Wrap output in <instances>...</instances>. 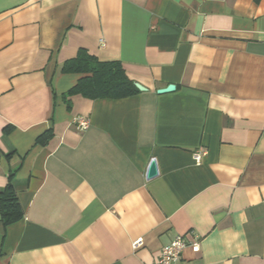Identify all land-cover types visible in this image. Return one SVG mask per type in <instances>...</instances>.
<instances>
[{
	"label": "crops",
	"instance_id": "crops-1",
	"mask_svg": "<svg viewBox=\"0 0 264 264\" xmlns=\"http://www.w3.org/2000/svg\"><path fill=\"white\" fill-rule=\"evenodd\" d=\"M81 52L145 90L67 94ZM11 172L0 264H152L176 235L177 264H264V0H0Z\"/></svg>",
	"mask_w": 264,
	"mask_h": 264
},
{
	"label": "trees",
	"instance_id": "trees-1",
	"mask_svg": "<svg viewBox=\"0 0 264 264\" xmlns=\"http://www.w3.org/2000/svg\"><path fill=\"white\" fill-rule=\"evenodd\" d=\"M64 72L84 74L67 94L81 93L89 98H121L130 96L138 90L125 74L119 62H100L85 53L65 63ZM8 130V127L6 128ZM40 138L37 139L39 141ZM13 172L9 173L7 183L0 191V222L4 228L19 222L23 211L13 187Z\"/></svg>",
	"mask_w": 264,
	"mask_h": 264
},
{
	"label": "built area",
	"instance_id": "built-area-1",
	"mask_svg": "<svg viewBox=\"0 0 264 264\" xmlns=\"http://www.w3.org/2000/svg\"><path fill=\"white\" fill-rule=\"evenodd\" d=\"M79 131H83L88 127L87 120L76 117L73 121ZM206 155V150L198 149L192 154V158L196 166L201 163L202 158ZM136 246V245H135ZM188 247L193 253L199 251V242L197 238L193 240H185L182 235H176L172 241L163 246L152 264H177L181 258L184 249Z\"/></svg>",
	"mask_w": 264,
	"mask_h": 264
},
{
	"label": "water",
	"instance_id": "water-1",
	"mask_svg": "<svg viewBox=\"0 0 264 264\" xmlns=\"http://www.w3.org/2000/svg\"><path fill=\"white\" fill-rule=\"evenodd\" d=\"M134 86L137 90L139 91H144L145 89H143V87L141 85H139L138 83H134ZM174 86L173 85H169L167 86V88L165 89H161V90H158L157 92L158 93H166V92H171L174 90ZM155 176H157V166H156V161L155 159H151L149 161V164H148V167H147V170H146V179L149 180L151 178H154Z\"/></svg>",
	"mask_w": 264,
	"mask_h": 264
}]
</instances>
